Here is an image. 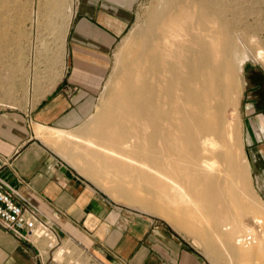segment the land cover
<instances>
[{
	"label": "bare ground",
	"instance_id": "1",
	"mask_svg": "<svg viewBox=\"0 0 264 264\" xmlns=\"http://www.w3.org/2000/svg\"><path fill=\"white\" fill-rule=\"evenodd\" d=\"M212 12L192 0H163L89 125L79 134L39 126L37 134L81 143V153L69 155L79 171L200 240L215 264H235L262 260L264 251L239 247L232 227L222 225L231 221L228 204L239 203L225 106L246 57L237 59L226 22ZM253 235L248 228L238 243H256Z\"/></svg>",
	"mask_w": 264,
	"mask_h": 264
},
{
	"label": "crops",
	"instance_id": "2",
	"mask_svg": "<svg viewBox=\"0 0 264 264\" xmlns=\"http://www.w3.org/2000/svg\"><path fill=\"white\" fill-rule=\"evenodd\" d=\"M137 1L76 0L53 88L24 106H0V176L79 242L89 264H204L167 226L114 206L37 134L39 126L70 131L87 116ZM248 82L244 150L264 197V69L250 67ZM39 250L0 227V264H88L72 247H59L57 261Z\"/></svg>",
	"mask_w": 264,
	"mask_h": 264
},
{
	"label": "rangeland",
	"instance_id": "3",
	"mask_svg": "<svg viewBox=\"0 0 264 264\" xmlns=\"http://www.w3.org/2000/svg\"><path fill=\"white\" fill-rule=\"evenodd\" d=\"M192 1L198 2L208 11H213L212 14L216 18L226 22L237 59L246 57L242 71L236 73L235 98L228 101L225 106L229 156L237 171L231 184L234 187L233 196L240 204H228L231 221L224 220L222 225L232 227L239 247L251 250L254 246L261 245L264 251V197L258 188L257 171L250 165L245 154L244 120L240 116L241 105L249 95L248 69L250 67L259 71L264 69V0ZM162 2L163 0L137 1L133 20L112 49L109 68L87 116L78 125L69 128L72 129L70 132L79 134L110 99L128 65L137 36ZM75 3L76 0H0V106L6 104L24 106L31 100L33 94L37 95L40 92L42 95L53 88L60 76L56 77L61 74L64 59L63 43ZM259 52H262V59L257 57ZM40 138L56 156L68 163L92 187L100 190L99 192L114 206L167 226L174 235L198 251L204 263L215 264L200 240L177 230L165 217L112 195L103 188L100 181L97 182L79 171L70 161L69 155L81 153V143L68 137L59 139L46 135ZM232 220L239 221L242 225L237 226ZM248 228L253 230V241L256 243H238V239L243 234L246 235ZM62 245L72 247L75 250L74 255L85 258L83 261L88 263L90 255L81 254V249L74 244L69 246L63 241ZM63 262L68 260L65 259ZM234 262L237 264L238 261ZM238 263L264 264V259L259 260L256 255L247 256ZM226 264H230V261L227 260Z\"/></svg>",
	"mask_w": 264,
	"mask_h": 264
},
{
	"label": "built area",
	"instance_id": "4",
	"mask_svg": "<svg viewBox=\"0 0 264 264\" xmlns=\"http://www.w3.org/2000/svg\"><path fill=\"white\" fill-rule=\"evenodd\" d=\"M0 227L22 241L39 245V254L49 255L57 261L55 249L62 242L80 243L67 236L62 229L47 217L38 207L27 200L20 191L0 176ZM53 242V244H52ZM208 264V263H204Z\"/></svg>",
	"mask_w": 264,
	"mask_h": 264
},
{
	"label": "water",
	"instance_id": "5",
	"mask_svg": "<svg viewBox=\"0 0 264 264\" xmlns=\"http://www.w3.org/2000/svg\"><path fill=\"white\" fill-rule=\"evenodd\" d=\"M100 191V190H99Z\"/></svg>",
	"mask_w": 264,
	"mask_h": 264
}]
</instances>
